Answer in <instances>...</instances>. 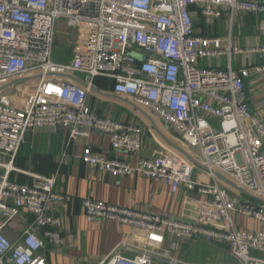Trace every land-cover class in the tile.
<instances>
[{"label":"built area","instance_id":"1","mask_svg":"<svg viewBox=\"0 0 264 264\" xmlns=\"http://www.w3.org/2000/svg\"><path fill=\"white\" fill-rule=\"evenodd\" d=\"M225 14L226 38L197 33L196 16L217 20ZM241 14L264 16V0H0V264H48L40 255L46 243L64 244L62 221L53 213L63 203L56 178L31 175V185L10 178L28 134L39 128L66 130V147L93 132L105 134L115 155L134 154L136 164L91 145L84 148V164L115 179L163 180L174 194L185 186L207 198L193 222L86 199L87 221H116L141 235L121 242L99 264H178L163 253L166 238L174 245L202 238L226 245L241 264H264L254 255L264 254V232L239 229L234 221L237 214L264 222V120L245 96L253 75L264 84V63L250 61L239 70L232 65L235 57L264 58V44L242 48L233 42ZM60 20L70 34L67 62L54 60ZM256 31L264 37V19ZM203 61L217 65L206 68ZM98 79L108 81L112 95L162 121L200 162L186 152L142 157L140 126L90 107ZM195 171L210 182L195 181ZM224 179L230 185L224 187ZM23 213L32 220L12 242L5 231Z\"/></svg>","mask_w":264,"mask_h":264},{"label":"crops","instance_id":"2","mask_svg":"<svg viewBox=\"0 0 264 264\" xmlns=\"http://www.w3.org/2000/svg\"><path fill=\"white\" fill-rule=\"evenodd\" d=\"M228 19V14L217 20H205L196 16L194 23L199 35L226 38L230 32ZM262 19L264 16L237 15L231 30L233 42L242 48L264 44V37L256 31V25ZM197 23L202 24L203 28H197ZM70 59L69 34L68 51L65 55H56L54 60L67 62ZM250 61L264 63V58L235 57L232 65L239 70L248 66ZM219 63L221 68H226L225 59H220ZM201 65L208 68L217 64L216 61H203ZM101 82L104 84V81ZM95 86V92H98L89 98L93 111L103 117L131 122L143 129L142 157L152 159L166 151L176 154L186 152L200 162L199 157L185 148L176 133L162 121L146 111L134 109L128 100L114 96L110 91L100 90L105 96L99 97V82ZM245 96L251 112L264 120V84L255 75L246 80ZM67 138V131L61 128L31 131L14 162L18 171L10 176L13 181L29 185L34 181L31 175L56 178L55 191L63 198V203L54 206L53 213L62 221L64 244L57 247L46 243V248L40 251V255L48 264H99L124 240H139V233L116 221H87L83 207L86 199L189 222L195 221L200 202L207 200L205 196L189 191L185 186H181L174 194L166 181L134 175L115 179L84 164L81 158L86 145H91L94 151L102 155L116 156L132 165L136 164L137 156L134 154L115 155L110 147L109 137L105 134L93 132L88 139L72 143L69 147H66ZM193 179L202 183L210 182L209 177L201 171H195ZM227 184L230 185L224 179L222 185L226 187ZM227 189L232 195H236L229 187ZM242 195L245 199H252L246 193ZM31 220L30 215L23 213L5 234L12 242L19 241ZM234 221L239 229L253 233L264 232V222L237 214H234ZM163 247V253L174 257L179 261L178 264H241L226 245L207 242L202 238L179 241L176 245L166 238ZM123 254L128 257L134 255L132 251H124ZM254 255L264 257V254L258 252H254ZM156 264L169 262L163 259Z\"/></svg>","mask_w":264,"mask_h":264},{"label":"rangeland","instance_id":"3","mask_svg":"<svg viewBox=\"0 0 264 264\" xmlns=\"http://www.w3.org/2000/svg\"><path fill=\"white\" fill-rule=\"evenodd\" d=\"M197 28L202 29L203 28L202 24L197 23ZM68 36H69V33L65 26V22L62 20L58 21L57 34H56L55 45H54V57H56V55H59V54L61 55L66 54V52L68 51Z\"/></svg>","mask_w":264,"mask_h":264},{"label":"trees","instance_id":"4","mask_svg":"<svg viewBox=\"0 0 264 264\" xmlns=\"http://www.w3.org/2000/svg\"><path fill=\"white\" fill-rule=\"evenodd\" d=\"M101 81H103V80L102 79H98L96 81V83L99 82V90H102V91H111L110 86L108 84H106L105 81H104V84H101L102 83Z\"/></svg>","mask_w":264,"mask_h":264},{"label":"water","instance_id":"5","mask_svg":"<svg viewBox=\"0 0 264 264\" xmlns=\"http://www.w3.org/2000/svg\"><path fill=\"white\" fill-rule=\"evenodd\" d=\"M81 79H83V77H81ZM98 92V91H97Z\"/></svg>","mask_w":264,"mask_h":264}]
</instances>
